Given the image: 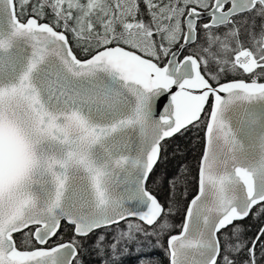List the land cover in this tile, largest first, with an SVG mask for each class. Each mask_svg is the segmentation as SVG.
Listing matches in <instances>:
<instances>
[{
	"label": "snow or ice",
	"instance_id": "snow-or-ice-1",
	"mask_svg": "<svg viewBox=\"0 0 264 264\" xmlns=\"http://www.w3.org/2000/svg\"><path fill=\"white\" fill-rule=\"evenodd\" d=\"M193 130L194 168L157 176ZM246 219L264 222V0H0V264H260Z\"/></svg>",
	"mask_w": 264,
	"mask_h": 264
},
{
	"label": "trees",
	"instance_id": "trees-1",
	"mask_svg": "<svg viewBox=\"0 0 264 264\" xmlns=\"http://www.w3.org/2000/svg\"><path fill=\"white\" fill-rule=\"evenodd\" d=\"M185 55L188 54L187 52L184 53ZM184 142L187 143V148L184 149V151L180 154L179 159H171L170 163L165 165H161L159 168L156 169L157 176H162L165 171H172L174 168H176L180 163H183L185 166H187L189 169H193L194 166L197 163L200 151H201V145L199 142V134L196 133L195 130L190 132L185 138ZM171 153V149H169ZM193 172V176H194ZM191 178V177H190ZM189 189L191 193H195L197 188L195 183L189 185ZM175 215L171 218V222L176 225L175 231H179V225L182 222V211L180 208H182V203L180 207L178 208L176 205L173 206ZM245 226L248 228V231L246 232L247 237H255V233L257 230L261 227H264V222L259 221L258 219H246L244 221ZM64 235L61 237L60 241L61 242L64 240H67L70 236V233L68 232L67 229L64 230ZM175 234V233H174ZM155 242H153L154 244ZM159 247H146L145 251L149 252V255L151 256L154 264H168L167 256L164 250L162 249L161 251L158 249ZM261 256H264V253L259 252L257 250V259ZM86 262L88 264H99V261L96 260H91L90 262L88 261V257H85ZM124 264H137L136 258L133 255L132 257H128L124 260ZM260 264H264V261H261Z\"/></svg>",
	"mask_w": 264,
	"mask_h": 264
},
{
	"label": "rangeland",
	"instance_id": "rangeland-1",
	"mask_svg": "<svg viewBox=\"0 0 264 264\" xmlns=\"http://www.w3.org/2000/svg\"><path fill=\"white\" fill-rule=\"evenodd\" d=\"M160 251L162 250V248H158Z\"/></svg>",
	"mask_w": 264,
	"mask_h": 264
},
{
	"label": "flooded vegetation",
	"instance_id": "flooded-vegetation-1",
	"mask_svg": "<svg viewBox=\"0 0 264 264\" xmlns=\"http://www.w3.org/2000/svg\"><path fill=\"white\" fill-rule=\"evenodd\" d=\"M167 256V255H166Z\"/></svg>",
	"mask_w": 264,
	"mask_h": 264
}]
</instances>
